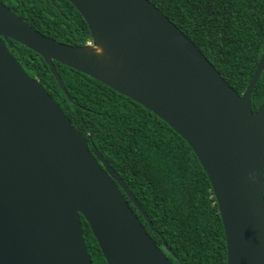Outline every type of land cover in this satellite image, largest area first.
<instances>
[{
	"label": "water",
	"instance_id": "95a60500",
	"mask_svg": "<svg viewBox=\"0 0 264 264\" xmlns=\"http://www.w3.org/2000/svg\"><path fill=\"white\" fill-rule=\"evenodd\" d=\"M68 1L101 55L44 35L0 2V264H92L80 216L107 264H174L130 207L151 226L120 176L11 55L10 39L44 59L67 98L53 61L167 123L206 172L226 264H264V100L251 108L264 49L240 95L150 1Z\"/></svg>",
	"mask_w": 264,
	"mask_h": 264
},
{
	"label": "trees",
	"instance_id": "16d2710c",
	"mask_svg": "<svg viewBox=\"0 0 264 264\" xmlns=\"http://www.w3.org/2000/svg\"><path fill=\"white\" fill-rule=\"evenodd\" d=\"M148 1L241 95L264 49V0ZM56 3L59 9L50 0H8L6 7L46 36L69 45L86 44L90 32L81 14L68 0ZM9 42L11 55L27 76L44 86L89 149L94 145L132 192L151 226L128 201L130 207L167 257L174 264H226L218 206L206 172L187 142L139 103L53 61L67 98L39 54ZM263 100L264 68L251 93L253 112ZM80 221L92 264H107L87 222L82 216Z\"/></svg>",
	"mask_w": 264,
	"mask_h": 264
},
{
	"label": "rangeland",
	"instance_id": "374dc122",
	"mask_svg": "<svg viewBox=\"0 0 264 264\" xmlns=\"http://www.w3.org/2000/svg\"><path fill=\"white\" fill-rule=\"evenodd\" d=\"M2 1L5 2V5L7 6L8 0H2ZM6 6H4V7H6ZM87 43L89 44L90 47H92L94 49H98V45L91 38L86 41V45H88Z\"/></svg>",
	"mask_w": 264,
	"mask_h": 264
},
{
	"label": "bare ground",
	"instance_id": "6f19581e",
	"mask_svg": "<svg viewBox=\"0 0 264 264\" xmlns=\"http://www.w3.org/2000/svg\"><path fill=\"white\" fill-rule=\"evenodd\" d=\"M89 45V44H88ZM89 51H93L95 52L96 54H99L101 55L103 53V47H101V45H98V49H95V50H89Z\"/></svg>",
	"mask_w": 264,
	"mask_h": 264
},
{
	"label": "clouds",
	"instance_id": "9594fccd",
	"mask_svg": "<svg viewBox=\"0 0 264 264\" xmlns=\"http://www.w3.org/2000/svg\"><path fill=\"white\" fill-rule=\"evenodd\" d=\"M88 44V43H87ZM85 45V44H84Z\"/></svg>",
	"mask_w": 264,
	"mask_h": 264
}]
</instances>
